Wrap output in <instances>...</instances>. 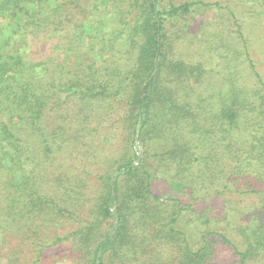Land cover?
Returning <instances> with one entry per match:
<instances>
[{"label": "trees", "instance_id": "obj_1", "mask_svg": "<svg viewBox=\"0 0 264 264\" xmlns=\"http://www.w3.org/2000/svg\"><path fill=\"white\" fill-rule=\"evenodd\" d=\"M203 6L0 0V264H264V66Z\"/></svg>", "mask_w": 264, "mask_h": 264}, {"label": "rangeland", "instance_id": "obj_2", "mask_svg": "<svg viewBox=\"0 0 264 264\" xmlns=\"http://www.w3.org/2000/svg\"><path fill=\"white\" fill-rule=\"evenodd\" d=\"M207 4L197 12L194 22L200 21L206 24L207 32L215 34L225 33L243 35L247 33L253 38L252 47L256 52V60L259 61V66H264L261 61H264V1L261 0H193ZM195 15V14H194ZM102 26V25H101ZM100 26V27H101ZM224 28V29H223ZM195 31H198L194 25ZM188 46V47H187ZM187 50H184L186 56H193L194 50L198 48L196 43H188ZM198 51V50H197ZM190 52V53H189ZM189 54V55H188ZM218 68H215V71ZM217 202L214 203L216 205ZM220 257L226 259L229 263H234V249L227 245L220 250Z\"/></svg>", "mask_w": 264, "mask_h": 264}]
</instances>
